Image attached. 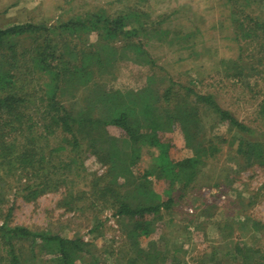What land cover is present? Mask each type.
Here are the masks:
<instances>
[{"label":"rangeland","instance_id":"rangeland-1","mask_svg":"<svg viewBox=\"0 0 264 264\" xmlns=\"http://www.w3.org/2000/svg\"><path fill=\"white\" fill-rule=\"evenodd\" d=\"M251 6L255 8L250 17H255L258 24H231L240 8ZM102 11L125 18L124 29L129 33L111 39L115 56L121 60L119 67L100 70L90 65L86 87H69L75 95L64 90L62 100L74 115L85 95L87 103L97 97V91L110 86L140 90L151 74L147 66L151 61L156 67L153 86L166 88L172 79L198 94L212 95L238 121L251 127L259 125L256 107L264 98V83L247 69L240 81L229 78V65L239 60L247 67L254 59L264 63L259 43L252 40L253 36L246 38L247 29L254 33L264 27V0H0V29L17 24L49 26ZM100 33L89 26L66 33V42H61V53L55 62L66 67L83 53H94L100 44ZM31 40L17 41L16 50L34 46ZM251 50L252 58L248 56ZM5 52L0 50V54ZM263 63L255 67L263 68ZM93 105L95 118L104 121L106 106L97 101ZM207 114L208 119L206 114L203 116L205 127L210 130L206 122L216 124L208 131V138L219 143V151L214 157L206 155L209 158L200 165L194 181L183 190L177 185L170 189L161 179L165 167L159 149L140 147L138 164L132 171L135 176L150 173L124 193L135 190L128 196L133 205L157 204L167 195L173 199L168 210L153 216L147 235L137 231L132 218L114 216L109 207L90 205L94 176L105 175L127 151L121 133L112 127L100 129V136L91 135L90 141L81 137L79 156L83 167L76 166L78 157L69 152L68 157L46 159H50V166L62 161L72 170L69 173L62 169L59 173L64 177L59 173L50 175L44 188L37 189L38 180L25 183V172L21 170L4 173L0 169V226L76 240L81 249L76 264H217L236 244L264 249V232L255 230L257 223H264V167L252 161L247 146H241L239 151L238 136L229 132L217 115ZM167 128L160 140L173 145L171 155L173 150L190 155L180 124L171 122ZM63 137H52L50 147L70 136ZM39 141L34 144L42 148L43 142ZM62 179L66 180L61 182ZM26 185L30 188L26 189ZM72 191L84 192L83 200L70 198ZM150 191L156 197L149 195ZM11 248L20 256L21 264H60L49 248L40 251L38 244L32 246L28 240L8 243L0 238L1 264L8 262L7 250Z\"/></svg>","mask_w":264,"mask_h":264},{"label":"trees","instance_id":"trees-1","mask_svg":"<svg viewBox=\"0 0 264 264\" xmlns=\"http://www.w3.org/2000/svg\"><path fill=\"white\" fill-rule=\"evenodd\" d=\"M234 5L238 6L235 1ZM254 8L252 6L246 10L240 8L241 11L235 13L236 19L232 20L231 24L239 27H242L245 21L246 26L258 24L255 17H250ZM124 19L107 15L102 11L74 20L58 21L49 26L17 24L0 29V50L6 51L0 54L2 58L0 63V169L4 173L21 170L25 172V183L32 182V179L38 180L37 189L44 188L50 175H58L64 168L68 169L69 173L72 170L71 165H63L62 161H59L58 165L50 166L48 165L50 159L68 157L66 152H69L72 153L71 156L78 157L76 160L80 165L77 163L76 166L83 167V160L79 156L82 154V151H79L81 137L88 138L90 141L91 135L100 136L97 133L100 129L107 127L117 129L127 145V151L122 154L117 164L110 166L109 169L106 167L108 170L105 175L94 176L91 183L93 190H90V200H92L90 205L109 207L114 211V216L132 218L136 223L137 231L145 236L149 233L148 227L153 216L168 210L173 199L167 195L165 200L157 204L133 205L128 196L135 190L124 193L136 180L145 179L150 173L144 171L135 176L132 171L138 164L140 147L148 145L159 149V156L164 161L165 167L161 179L170 189L177 185L183 190L194 181L200 165L219 151V147L217 148L219 143L209 140L207 134L216 124L206 122L210 126L209 130L205 127L203 119L205 114L208 119L207 113H214L218 121L227 126L229 132L232 131L238 136L239 151L242 152L241 146H247L252 155V161L264 167V98L258 101L256 107V121L259 125L251 127L222 109L210 94H198L172 79L168 80L169 85L166 88L159 89L153 86V81L156 79L154 74L156 67L150 61L147 66L151 74L147 76L146 83L140 90H121L110 86L104 91H97L95 94L97 97L90 99L87 103H84L88 98L85 95L79 101L78 112L74 115V110L65 106L62 100L64 90H69L73 95V87L78 90L86 87L85 84L89 82L87 70H91L88 68L90 65L98 66L100 70L106 67L113 70L116 68L121 60L115 56L116 48L112 45L111 39L129 33L124 29ZM88 26L90 29L101 31L97 50L94 53H83L79 60L66 67L56 63L58 53H61V42H66L67 37L63 36ZM131 32L134 33V31ZM243 33L246 31L243 30ZM251 36L264 51V27L254 33L251 29H247L246 38L251 39ZM29 37L34 46L30 45L17 51L16 48L19 46L17 41L22 38L26 41ZM11 40L16 42H9ZM248 54L252 58L253 50ZM261 63L263 62L259 59H254L247 64V67H244L239 60L231 61L229 67L232 66V72L229 78L240 81L245 76L243 71L247 69L252 73L255 72L254 76L264 83V71H262L264 66L263 68L255 67ZM96 101L106 106L107 115L104 121L96 119L93 115L92 106ZM175 121L181 126L185 146L190 155L176 153L174 150L171 155L170 149H173V145L160 140V135L165 134L164 131L168 129V125ZM65 135L70 137L66 141H57L55 147H50L52 137L64 138ZM22 137L26 139L19 143ZM40 139L43 146L37 148L34 143H38ZM48 158L50 159L46 161ZM59 175L66 176L63 173ZM65 180L62 179L61 182ZM25 188L30 187L26 185ZM84 194L81 191H72L70 198L82 201ZM148 194L156 197L152 191ZM255 230L264 232V223H257ZM0 234L1 240L8 243L22 239L30 241L32 246L38 244L40 251L49 248L48 250L60 264H76V261L80 259L79 242L70 238L59 235L45 236L22 227L0 226ZM7 256L9 260L6 264H21L20 256L14 249H8ZM231 256L232 259H230ZM217 264H264V249L236 244L234 249L226 253V256Z\"/></svg>","mask_w":264,"mask_h":264}]
</instances>
